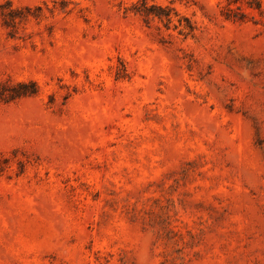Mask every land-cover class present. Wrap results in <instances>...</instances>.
I'll list each match as a JSON object with an SVG mask.
<instances>
[{"label":"rangeland","instance_id":"rangeland-1","mask_svg":"<svg viewBox=\"0 0 264 264\" xmlns=\"http://www.w3.org/2000/svg\"><path fill=\"white\" fill-rule=\"evenodd\" d=\"M0 264H264V0H0Z\"/></svg>","mask_w":264,"mask_h":264},{"label":"trees","instance_id":"trees-1","mask_svg":"<svg viewBox=\"0 0 264 264\" xmlns=\"http://www.w3.org/2000/svg\"><path fill=\"white\" fill-rule=\"evenodd\" d=\"M246 3L250 7H253V8H256V9L260 8V0H246ZM138 10L143 11L146 14H154V15H156L158 17L164 15L167 19L170 18V15H169L168 12H165V13L154 12V11H151V9L146 7L145 5H142V8H140ZM11 12L14 13L13 10H10V11L5 12V15L11 16V19H14L15 17H14V15ZM226 13H227V16H236V15H238L239 18H242L244 16V13L239 10V7L227 8V12ZM186 26H189V25H186Z\"/></svg>","mask_w":264,"mask_h":264}]
</instances>
